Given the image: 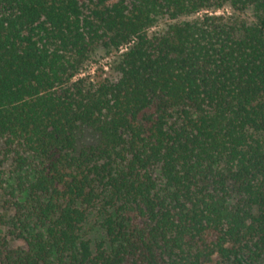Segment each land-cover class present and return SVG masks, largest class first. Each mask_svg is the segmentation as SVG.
Segmentation results:
<instances>
[{
  "label": "trees",
  "instance_id": "obj_1",
  "mask_svg": "<svg viewBox=\"0 0 264 264\" xmlns=\"http://www.w3.org/2000/svg\"><path fill=\"white\" fill-rule=\"evenodd\" d=\"M98 46L113 78L81 76ZM0 151V264H264V0H0Z\"/></svg>",
  "mask_w": 264,
  "mask_h": 264
},
{
  "label": "rangeland",
  "instance_id": "obj_2",
  "mask_svg": "<svg viewBox=\"0 0 264 264\" xmlns=\"http://www.w3.org/2000/svg\"><path fill=\"white\" fill-rule=\"evenodd\" d=\"M215 14H222L227 17H233L234 20L246 21L254 23L258 20V14L254 9H249L245 12H236L231 7L226 6L220 10L212 11ZM202 16L201 13L187 17L185 19H195ZM174 21L168 18H161L150 29V34L157 32H164L170 24ZM121 52H109L103 46H98L90 55L87 61L86 71L81 75L97 74L102 78H113L116 76L114 71L115 61ZM100 138L93 131L86 129L80 134L81 145L99 144ZM25 172L17 171L12 159H5L3 153L0 151V236H4L11 227V222L5 219V204L6 200L22 201V195L12 197V191L18 188L19 178ZM111 210L105 208L103 203L97 204L89 209L88 217L83 225L82 236L91 242L94 251L101 243H106L108 246V235L105 227V221L110 215ZM6 222V224H5ZM105 244V245H106ZM213 264H222V258L218 255L214 257Z\"/></svg>",
  "mask_w": 264,
  "mask_h": 264
}]
</instances>
